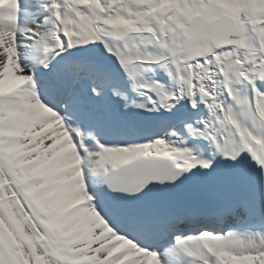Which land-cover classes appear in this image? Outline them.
<instances>
[{
	"label": "snow or ice",
	"instance_id": "obj_1",
	"mask_svg": "<svg viewBox=\"0 0 264 264\" xmlns=\"http://www.w3.org/2000/svg\"><path fill=\"white\" fill-rule=\"evenodd\" d=\"M0 264H264V0H2Z\"/></svg>",
	"mask_w": 264,
	"mask_h": 264
},
{
	"label": "bare ground",
	"instance_id": "obj_2",
	"mask_svg": "<svg viewBox=\"0 0 264 264\" xmlns=\"http://www.w3.org/2000/svg\"><path fill=\"white\" fill-rule=\"evenodd\" d=\"M0 2H2V0H0ZM22 22H25V23H26L27 21H26L25 18H24V19H22ZM133 95H134V94H133Z\"/></svg>",
	"mask_w": 264,
	"mask_h": 264
},
{
	"label": "rangeland",
	"instance_id": "obj_3",
	"mask_svg": "<svg viewBox=\"0 0 264 264\" xmlns=\"http://www.w3.org/2000/svg\"><path fill=\"white\" fill-rule=\"evenodd\" d=\"M22 3H23V0H22ZM25 17L22 15V19H24Z\"/></svg>",
	"mask_w": 264,
	"mask_h": 264
}]
</instances>
